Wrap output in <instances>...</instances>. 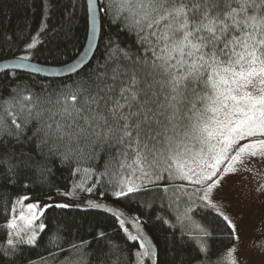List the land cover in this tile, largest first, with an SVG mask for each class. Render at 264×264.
Wrapping results in <instances>:
<instances>
[{
    "label": "snow or ice",
    "instance_id": "snow-or-ice-1",
    "mask_svg": "<svg viewBox=\"0 0 264 264\" xmlns=\"http://www.w3.org/2000/svg\"><path fill=\"white\" fill-rule=\"evenodd\" d=\"M97 11L111 14L113 23L123 20L124 27L136 33L143 56L134 63L142 66V75L135 68L124 70L128 78L121 81L116 99L99 94L105 89L93 93L83 85L58 94L45 135L77 144L127 141L119 168L108 181L118 188L114 195L124 197L145 187L167 194L169 187L179 188L190 204L178 219L191 220L193 205L216 213L235 243L214 264H239V229L214 193L225 176L248 171L247 161L255 157L264 161V0H109ZM114 90V84L107 86V92ZM12 123L20 128L14 118ZM5 131L7 125L0 118V135ZM103 175H108L107 168ZM165 180L181 183H162ZM28 200L19 197L15 204L21 207L14 204L10 210L7 245L13 249L17 243L35 244L37 229L45 228L36 223L42 215L39 202L24 203ZM124 224L119 219L127 232ZM195 230L200 235L192 238L205 255L199 264H213L202 242L211 233L200 224ZM24 231L31 232L26 240L21 237ZM104 235L99 233L100 238ZM128 239L139 241L142 249L135 253L137 264L155 256L153 246L139 234Z\"/></svg>",
    "mask_w": 264,
    "mask_h": 264
},
{
    "label": "trees",
    "instance_id": "trees-1",
    "mask_svg": "<svg viewBox=\"0 0 264 264\" xmlns=\"http://www.w3.org/2000/svg\"><path fill=\"white\" fill-rule=\"evenodd\" d=\"M108 2L99 0V7ZM100 22L93 58L76 75L47 79L14 71L0 74V118L7 125V131L0 135V264H137L135 253L142 251L139 241L128 239L135 234L126 222L127 232L119 226L122 217L93 207L102 202L140 222L153 243L154 264H199L205 259L192 238L200 233L189 226V220L178 219L184 216L188 202L182 203L175 214L174 206L179 198L170 192L165 194L162 189L145 187L117 197L109 189V178L119 168L127 141L125 145L116 140L105 145L84 140L77 144L45 135L58 94L83 85L93 93L105 89L99 94L105 99L109 95L116 99L121 81L128 78L124 70L135 68L142 75V66L134 63L138 55L143 56L136 33L125 28L123 20L113 23L111 14L100 13ZM87 26L85 0H0V61L27 56L43 64H65L81 51ZM29 44L33 46L29 48ZM114 69H119L118 73ZM112 84L115 90L109 93L106 89ZM13 118L19 129L12 123ZM128 156L131 161L130 150ZM106 168L108 175H103ZM57 193H66L86 203L47 207L38 220L45 228L38 232L35 244L17 243L15 249L8 246L6 224L17 198L25 195L32 201ZM191 213L211 233L202 242L214 264L234 242L229 239L230 229L212 211L194 207ZM101 232L105 234L103 238L99 237ZM142 260L145 264L144 257Z\"/></svg>",
    "mask_w": 264,
    "mask_h": 264
},
{
    "label": "rangeland",
    "instance_id": "rangeland-1",
    "mask_svg": "<svg viewBox=\"0 0 264 264\" xmlns=\"http://www.w3.org/2000/svg\"><path fill=\"white\" fill-rule=\"evenodd\" d=\"M246 167L249 169L248 171L241 170L225 176L221 185L215 190L214 195L219 204L222 205L225 214L233 219L239 229L238 235L240 239L236 253L239 264H264V192L259 191L260 188L264 187V161L255 157L246 162ZM162 183L179 184L181 182L165 180ZM109 189L114 192L118 190L114 183H110ZM168 192L179 198L177 200L178 204L176 207L174 206L175 214L176 211L179 212L181 209L182 203L188 202L190 204L179 188L169 187ZM23 196L25 195H20L19 197ZM35 202H39L42 213L47 207L52 205L75 207L83 206L86 203L81 199L72 198L66 193L47 195L37 200L25 201L24 203ZM15 206L17 209L21 207L20 204H15ZM194 207L193 205V209ZM184 210L183 213H185ZM189 215L191 220L187 221V219H184V221L189 222V226L195 227V224L198 223L193 218L192 213H189ZM40 216L38 215L37 224H39ZM131 218L134 217L131 216ZM18 224L23 227L22 221H18ZM9 231L11 230L9 229ZM39 231L37 229V234ZM28 235H31L30 231L21 233V237L24 240L27 239ZM13 239H17L14 233ZM144 260L145 264L149 262L147 257H144Z\"/></svg>",
    "mask_w": 264,
    "mask_h": 264
},
{
    "label": "water",
    "instance_id": "water-1",
    "mask_svg": "<svg viewBox=\"0 0 264 264\" xmlns=\"http://www.w3.org/2000/svg\"><path fill=\"white\" fill-rule=\"evenodd\" d=\"M85 3L88 25L87 37L81 51L71 61L61 65H49L30 59L25 60L21 57L9 58L0 61V74L14 71L32 74L47 79H63L79 73L93 58L98 46L101 31L100 12L97 11L99 8L98 2H96V0H85ZM93 17H95V34H93ZM87 204L92 205L94 203L87 202ZM100 205L101 208L112 212L115 215L119 214V217L123 218L135 235L139 234L143 237L146 245L153 246L151 239L138 220L130 218L124 211L114 206L107 204ZM148 260L149 264H154V257L148 258Z\"/></svg>",
    "mask_w": 264,
    "mask_h": 264
}]
</instances>
